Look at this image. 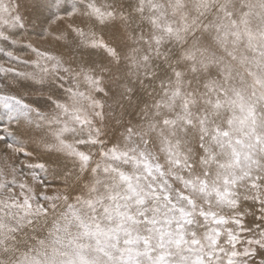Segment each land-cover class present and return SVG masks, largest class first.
Listing matches in <instances>:
<instances>
[{"label": "snow or ice", "instance_id": "1", "mask_svg": "<svg viewBox=\"0 0 264 264\" xmlns=\"http://www.w3.org/2000/svg\"><path fill=\"white\" fill-rule=\"evenodd\" d=\"M0 264H264V0H0Z\"/></svg>", "mask_w": 264, "mask_h": 264}]
</instances>
